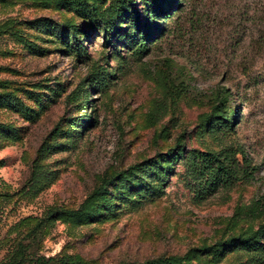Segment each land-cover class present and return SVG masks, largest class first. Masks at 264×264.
<instances>
[{
    "label": "rangeland",
    "instance_id": "obj_1",
    "mask_svg": "<svg viewBox=\"0 0 264 264\" xmlns=\"http://www.w3.org/2000/svg\"><path fill=\"white\" fill-rule=\"evenodd\" d=\"M40 216L47 264H264V0H0V258Z\"/></svg>",
    "mask_w": 264,
    "mask_h": 264
},
{
    "label": "trees",
    "instance_id": "obj_2",
    "mask_svg": "<svg viewBox=\"0 0 264 264\" xmlns=\"http://www.w3.org/2000/svg\"><path fill=\"white\" fill-rule=\"evenodd\" d=\"M230 119L232 116L230 115ZM204 155H212L213 158L218 159V157L212 152H203ZM201 155V153H200ZM44 218L37 217L36 222H34L30 227L22 234V238L15 240L13 244H10L0 258V264H25L26 262L35 263V264H47L50 260V257H46L43 254L38 253L37 250L31 248L32 241L38 242L42 237V230L40 226L43 224ZM264 226L263 221L254 229L246 238L244 236H238L239 239H247L249 237L255 236V234ZM184 256H162L157 258L147 259L141 263L138 262H127L120 264H181L183 262Z\"/></svg>",
    "mask_w": 264,
    "mask_h": 264
}]
</instances>
